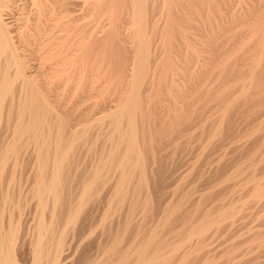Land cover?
I'll use <instances>...</instances> for the list:
<instances>
[{"label": "rangeland", "instance_id": "374dc122", "mask_svg": "<svg viewBox=\"0 0 264 264\" xmlns=\"http://www.w3.org/2000/svg\"><path fill=\"white\" fill-rule=\"evenodd\" d=\"M160 1L150 2L156 9L152 12L155 16L159 13ZM187 1L188 6L199 9L204 22H196L193 12L184 10L187 17H180V22H183L180 30L187 36L184 39L187 42L175 38L172 47L175 52L171 53V56L174 53L172 62L177 65L173 68L176 66L177 70L172 72V69L174 76L166 78L167 81L171 79L168 88L161 82L160 101L145 104V110L154 119L150 129L146 128L144 140L149 196L147 215L140 222L142 207L136 205L125 232L121 222L115 244L124 248L129 241H139L160 216L158 213L163 206L172 211V216L167 226L158 229L159 241L156 240L154 247L161 248L179 241L195 223L216 216L222 206L234 204L237 207L233 218L222 219L211 226L204 237L189 241L192 252L186 264H204L205 261V264H264V49L247 91L241 89V82H248L253 60L259 53L264 31V0H214L215 5L210 10H206L203 0ZM41 2L54 9L60 3L67 2L68 5H65L66 11L56 12L54 19L45 23L44 16L34 14L35 5L31 0H16L4 18L11 24L15 39L18 38L16 31L21 29L29 41L35 42L26 51L25 59L31 67L29 75L44 89L56 113H60L61 118L66 119L65 123L72 126L94 102L101 105L118 94L113 92L118 85L109 84V76L106 75L123 50L130 58H126V62H131L137 46L133 19L129 8H124V15L116 24L119 37L117 35L110 45L107 38L113 22L106 5L98 7L95 0ZM150 16L149 21L154 17L152 20L156 24L158 22V26L150 31L152 33L149 32L153 42L150 49L152 52L154 47V53L156 48L158 51L163 48L165 30L162 19L159 20L160 14ZM150 22L148 31L152 27ZM188 41V45L194 46L195 57L190 50H185ZM86 47L90 48V53L82 61L81 53ZM153 53L154 63L155 57L159 59L161 54L159 51L158 58L157 53ZM70 66L75 67V72L66 83L59 75H66ZM103 69L106 73L101 75ZM160 70L158 66L156 72ZM78 78H82L80 83ZM114 85L117 86L115 89ZM228 101L231 103L225 108ZM89 140L85 143L79 139L75 143L73 151L79 161L88 150ZM22 153L20 157L25 155ZM257 183L263 189L261 195L253 196V187ZM95 199L96 194H93L80 210L75 222L76 230L68 240V259L72 264L92 263L113 242V236H108L107 232L104 234V231H108L107 227L111 226L119 211L121 218L125 212L123 207V213V208H119V211L112 210L114 215L110 212L103 217L104 202ZM136 227L141 232L138 239L134 238Z\"/></svg>", "mask_w": 264, "mask_h": 264}, {"label": "bare ground", "instance_id": "6f19581e", "mask_svg": "<svg viewBox=\"0 0 264 264\" xmlns=\"http://www.w3.org/2000/svg\"><path fill=\"white\" fill-rule=\"evenodd\" d=\"M15 1L0 0V264H72L68 259V240L71 238V233L74 234L76 230L75 222L80 210L93 194H96L99 202H104H101L103 205L98 203L104 207L103 217L108 216L112 210L114 212L123 207L125 212L123 213L124 208L121 209L123 213L121 218L119 209L117 218L113 219L112 224V220L110 221L111 226L107 227L108 231H104V234L107 232L108 236H113V242L90 264H186L192 252L189 241L201 239L211 226L232 216L236 205L219 207V212L217 214L215 212L216 216L195 223L179 241L164 248L154 247L158 229L166 225L172 216V211L164 206L159 210L161 213H158L160 216L158 215L155 223L142 236L141 232L139 233L140 225L138 229L136 227L137 232L136 234L134 232V238L141 236L139 241L136 243L134 240L129 241L125 244H128L126 247L121 248L120 245L115 244V240L119 236L121 222H123L124 232L126 231L136 205L139 204L142 207L139 212L140 222L147 215L149 196L146 189L144 140L146 128L150 129L154 119L152 120L149 112L145 110V104L150 101L151 103L160 101L162 91L159 89L162 87V81L166 83L164 86L166 85L167 88L170 86L171 79L167 81L166 78L169 75L172 76V72L177 70L175 68L177 65L172 62L174 53L171 56V53L175 52L173 40L178 38L184 41L183 43L187 42L184 40L186 35L180 30V24L183 23L180 22V17L186 16L184 10H190L196 16V22L203 23L199 9L192 7L191 4L188 6L187 0H161L157 14H160L158 18L162 19L165 30L163 42L159 43L163 45V48L162 51L159 50L160 53L157 48L154 49L157 52L153 53L154 47L152 52L150 49L153 43L150 31L158 26V22L156 24L152 20L155 16L153 11L156 9L154 10L153 3V7L150 4L151 0H95L98 7L106 5L113 22L111 26L113 29L109 33L107 43L111 45L117 35L119 37L116 24L120 16L124 15H122L124 8H129L137 46L130 63L126 62L129 57L123 50L124 53L119 54L115 66H112L110 72L107 71L109 84L115 83L119 87L113 86L114 89L117 87L116 91H113L114 94L120 92V96L113 94L114 99H106L109 102L104 101L105 103L101 105L94 102L71 126L67 124L68 122L65 123L66 119L61 118L60 113H56L44 89L29 75L31 67L25 59L26 51L35 42L29 41L27 34L21 29L16 31L18 38L15 39L11 33V24L4 18L6 11L11 9ZM31 2L33 6L35 5L34 14L44 16L45 23H50L56 12L64 11L65 5H68L67 2L60 3L59 7L54 9L48 8L41 0H31ZM202 2L206 10L212 9L215 5L214 0ZM149 16L153 17L151 22ZM149 22L152 23V27L148 31ZM189 42L186 43L187 45L184 44L187 48L185 50H190L189 52L195 57L197 53L192 44L188 45ZM259 47L248 82H241L243 91H247V87L253 80L254 71L261 63L264 31ZM82 51V61H85L89 56L90 48L86 47ZM152 53L153 55L157 53L158 58L161 54L159 59L155 57L156 55L154 56L156 59L154 63L151 58ZM58 54L59 52L55 56ZM174 65L176 66L173 68ZM158 66L161 69L160 72H156ZM74 68L68 67L67 74H61L59 77L64 78L68 83L71 74L75 72ZM180 68L182 69V66ZM105 70H101L100 74L106 73ZM149 70H152V73L147 76ZM108 80L106 79L107 82ZM77 81L80 83L82 78H78ZM151 91L153 93L148 94ZM230 103L231 101L226 102L224 107L227 108ZM79 139L85 143L87 139H90L88 150L83 159H80L81 161L73 151ZM22 151L24 152L22 154H25L22 157L26 155L29 157H20ZM261 188L258 183L254 184L253 196L258 193L261 195ZM157 243L159 245V242Z\"/></svg>", "mask_w": 264, "mask_h": 264}]
</instances>
